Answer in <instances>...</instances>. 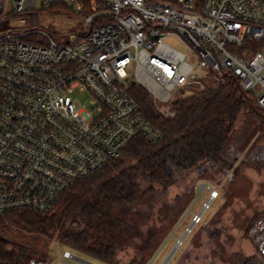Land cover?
Returning <instances> with one entry per match:
<instances>
[{"label": "built area", "instance_id": "built-area-1", "mask_svg": "<svg viewBox=\"0 0 264 264\" xmlns=\"http://www.w3.org/2000/svg\"><path fill=\"white\" fill-rule=\"evenodd\" d=\"M57 4L86 12L89 32L60 43L36 28ZM226 76L264 108V0H0V214L47 213L134 137L157 141L161 132L130 94L132 82L174 116L175 91ZM77 87L90 90L98 115L78 108ZM218 195L213 189L209 200ZM248 233L264 258V214ZM29 264L102 263L66 248L58 260Z\"/></svg>", "mask_w": 264, "mask_h": 264}, {"label": "trees", "instance_id": "trees-1", "mask_svg": "<svg viewBox=\"0 0 264 264\" xmlns=\"http://www.w3.org/2000/svg\"><path fill=\"white\" fill-rule=\"evenodd\" d=\"M67 5L57 4L55 9H70ZM129 92L161 137H134L118 157L74 182L47 213L21 209L0 214V257L12 264H29L33 257L49 260L39 237H57L65 248L102 264H120V252L133 245L129 264H147L164 242L167 222L183 209L189 193L178 194L172 204L164 202L165 213L158 222L152 220L155 204L180 182L193 183L228 170L240 152L228 154L244 114L252 113L259 126L264 123V108L233 76L207 78L196 91L178 96L172 103L174 116L159 110L153 95L137 82ZM249 144L245 140L239 149Z\"/></svg>", "mask_w": 264, "mask_h": 264}, {"label": "rangeland", "instance_id": "rangeland-1", "mask_svg": "<svg viewBox=\"0 0 264 264\" xmlns=\"http://www.w3.org/2000/svg\"><path fill=\"white\" fill-rule=\"evenodd\" d=\"M67 6L70 9L59 7L41 12L36 28L47 32L60 43H71L80 35L89 32L91 24L85 22L86 12H81L73 4ZM28 25L30 26V23ZM166 41L184 48L175 36L168 37ZM206 80L202 77L200 82ZM138 84L152 94L141 82L138 81ZM199 87L200 85L193 86L184 92L175 91V94H190ZM71 95L84 115L89 111H93L94 116L98 115V104L92 102L93 96L89 89L77 87ZM256 105L259 106L258 103ZM157 108L160 107L157 105ZM255 128L256 134L253 136ZM245 140H250V144L241 151L239 148ZM251 146L253 149L247 154V149ZM237 152L239 153L236 159L231 161L230 167L222 175L197 179L193 183H190V179L180 182L171 187L169 194L155 204L152 220L158 222L160 214L165 213L164 202L172 204L178 194L189 193L183 209L169 221L166 220L168 222L164 242L155 250L147 264H163L178 244V238L184 235L183 243L178 244L166 264H264L263 256L247 231L252 220L264 214V123L259 126L257 119L250 112L242 116L228 150L229 155ZM213 189L218 190L219 195L209 200ZM190 193H193L192 196ZM209 201L211 202L208 206ZM196 216H201V220L197 222ZM191 227L192 230L188 233ZM38 243L45 250H49V260H58L62 250L66 249L57 237H39ZM133 248V245L128 246L120 252V264L130 263L135 255ZM68 249L83 258L91 259L77 250Z\"/></svg>", "mask_w": 264, "mask_h": 264}, {"label": "water", "instance_id": "water-1", "mask_svg": "<svg viewBox=\"0 0 264 264\" xmlns=\"http://www.w3.org/2000/svg\"><path fill=\"white\" fill-rule=\"evenodd\" d=\"M195 86H199V84H196ZM178 246H179V245L177 244V245L174 247V249H172L171 253L169 254V256L167 257V259L164 261L163 264H166V263L169 261V259L172 257L173 253L176 251V249H177Z\"/></svg>", "mask_w": 264, "mask_h": 264}]
</instances>
